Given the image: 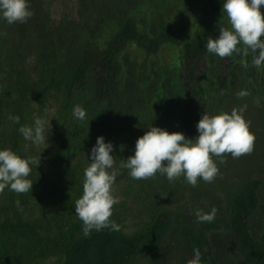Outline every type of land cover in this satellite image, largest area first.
<instances>
[{
	"label": "trees",
	"instance_id": "16d2710c",
	"mask_svg": "<svg viewBox=\"0 0 264 264\" xmlns=\"http://www.w3.org/2000/svg\"><path fill=\"white\" fill-rule=\"evenodd\" d=\"M223 2L198 0L188 6L199 34L185 41L172 23L167 0H150L151 23L141 22L135 14L124 15L109 28L103 42L86 37L72 57L59 52L49 8L31 9L33 16L27 23L43 37L45 52L35 64L1 80L7 100L0 110V150L9 148L27 158L25 139L18 129L28 124L35 109L42 113L50 100L60 103L63 114L82 107L87 127L59 132L55 149L49 153L50 170L30 165L31 192L17 194L5 188L0 193V264H44L52 258L59 264H187L195 248L201 252V264H264L262 172L241 180L211 223H198L183 211L156 203L145 224L131 235L104 228L85 236L74 210L83 192L84 170L71 163L72 153L87 128L102 132L117 123L124 106L120 58L129 46L157 65L163 47L176 49L177 132L194 139L204 112L225 111L232 70L244 57L220 58L207 52V38L218 37L219 24L228 26ZM252 56L250 52L246 57L243 84L264 109V65L253 66ZM148 80L136 84L130 131L139 126ZM10 116H18L19 123Z\"/></svg>",
	"mask_w": 264,
	"mask_h": 264
},
{
	"label": "rangeland",
	"instance_id": "374dc122",
	"mask_svg": "<svg viewBox=\"0 0 264 264\" xmlns=\"http://www.w3.org/2000/svg\"><path fill=\"white\" fill-rule=\"evenodd\" d=\"M149 1L28 0V3L30 10L37 7L49 8L59 52L62 56L72 57L86 37L103 42L109 28L124 15L135 14L141 22L144 20L151 23ZM196 1L198 0H167L172 12V23L185 41H192L199 34L197 20L188 10V6ZM260 10L264 14V6ZM27 22L9 25L0 18V110L7 100V95L1 88L2 78L11 77L23 66L35 64L45 52L43 37ZM120 59L123 68L121 81L124 106L119 119L106 131L93 132L87 128L84 140L72 153L71 163H78L84 170L90 163L88 158L97 137L103 136L106 143L111 142V154L115 157V169L119 172L113 185L114 195L119 198V203L113 206L110 219L128 235L145 224L156 203L183 211L194 219V211L198 208L209 212L215 207L218 215L219 210L224 209L228 195L236 190L241 180L255 172L264 173V109L258 104L253 92L243 84L246 67L242 66V60L232 70L229 91L225 97V112L230 113L233 108L247 106L243 118L249 123V131L255 137L253 150L251 154L236 159L226 155V162L223 164L217 160L219 174L215 180L206 183L201 179L196 187H192L183 177L169 182L166 176L159 173L155 178L135 180L130 177L127 169L120 168L121 159L126 160L134 154L136 139L148 130V126L160 127L169 133L177 132L179 95L176 81L179 64L176 49L172 46L163 47L159 52V65L153 59H146L133 45L123 52ZM243 60L247 62L246 57ZM214 61L215 57L212 58V62ZM147 77L146 105L140 113L139 126L130 131L128 122H132L135 117L136 84L147 80ZM241 90H246L249 95L239 98L236 93ZM61 107L57 100H50L45 104L42 113L34 110L26 125L34 127L36 118L48 120L50 123L45 125L46 143L36 145L25 140L26 156L39 158L40 155L39 165L33 166L37 169L41 167L45 172L52 168L49 153L55 149L59 132H65L74 126L87 127V121L79 120L73 115L74 109L63 114ZM1 141L0 129V144ZM25 217L31 218L29 213ZM44 264L59 263L52 258Z\"/></svg>",
	"mask_w": 264,
	"mask_h": 264
},
{
	"label": "clouds",
	"instance_id": "9594fccd",
	"mask_svg": "<svg viewBox=\"0 0 264 264\" xmlns=\"http://www.w3.org/2000/svg\"><path fill=\"white\" fill-rule=\"evenodd\" d=\"M261 6H264V0H224L222 11L226 13L228 26L219 24L218 37L207 38V52L220 58L233 54L247 57L251 52L252 65L256 68L264 65V14ZM32 16L28 0H0V18L9 25L26 23ZM242 66L248 67L246 60H242ZM236 95L243 98L249 93L241 90ZM246 107L233 108L230 113L221 111L210 115L204 112L196 124L198 135L194 139L180 132L169 133L160 127L148 126V130L136 139L134 154L126 160L121 159L120 168L127 169L135 180L155 178L159 173L169 182L183 176L192 187H196L201 179L212 183L219 174L217 160L223 164L226 155L236 159L251 154L253 150L255 137L243 118ZM73 115L83 121L86 112L76 106ZM9 119L19 123L20 118L10 116ZM46 124H50L48 120L36 118L34 127L25 125L18 131L25 140L39 145L46 143ZM112 152L111 142L106 143L103 136H98L90 151V163L84 168L83 192L76 199L74 210L82 221L85 236L92 230L104 228L119 231V225L110 219L113 206L119 203L113 188L119 172L115 169ZM39 163L40 155L39 158H21L9 148L0 150V193L5 188L17 194L31 192L30 165L38 166ZM217 211L215 207L209 212L195 209L196 222H213ZM193 253L187 264H201L200 250L195 248Z\"/></svg>",
	"mask_w": 264,
	"mask_h": 264
}]
</instances>
